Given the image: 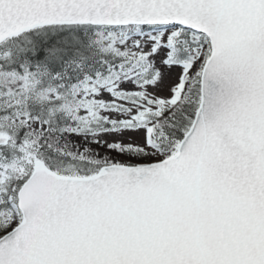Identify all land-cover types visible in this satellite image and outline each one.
Returning a JSON list of instances; mask_svg holds the SVG:
<instances>
[{
	"label": "snow or ice",
	"instance_id": "1",
	"mask_svg": "<svg viewBox=\"0 0 264 264\" xmlns=\"http://www.w3.org/2000/svg\"><path fill=\"white\" fill-rule=\"evenodd\" d=\"M0 264H264V0H0Z\"/></svg>",
	"mask_w": 264,
	"mask_h": 264
}]
</instances>
